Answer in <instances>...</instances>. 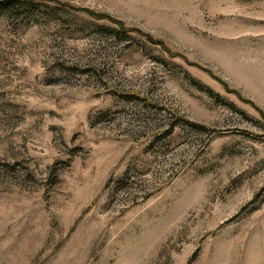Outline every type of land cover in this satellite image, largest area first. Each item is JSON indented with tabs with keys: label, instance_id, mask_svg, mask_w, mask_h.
Instances as JSON below:
<instances>
[{
	"label": "rangeland",
	"instance_id": "rangeland-1",
	"mask_svg": "<svg viewBox=\"0 0 264 264\" xmlns=\"http://www.w3.org/2000/svg\"><path fill=\"white\" fill-rule=\"evenodd\" d=\"M19 3L0 264H264V0Z\"/></svg>",
	"mask_w": 264,
	"mask_h": 264
},
{
	"label": "trees",
	"instance_id": "trees-1",
	"mask_svg": "<svg viewBox=\"0 0 264 264\" xmlns=\"http://www.w3.org/2000/svg\"><path fill=\"white\" fill-rule=\"evenodd\" d=\"M19 4V0H0V14L13 10Z\"/></svg>",
	"mask_w": 264,
	"mask_h": 264
}]
</instances>
